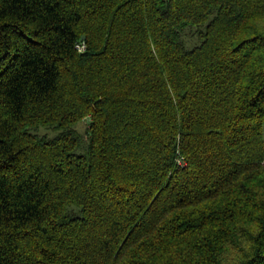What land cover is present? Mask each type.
Wrapping results in <instances>:
<instances>
[{
	"label": "trees",
	"instance_id": "1",
	"mask_svg": "<svg viewBox=\"0 0 264 264\" xmlns=\"http://www.w3.org/2000/svg\"><path fill=\"white\" fill-rule=\"evenodd\" d=\"M263 160L264 0H0V264H264Z\"/></svg>",
	"mask_w": 264,
	"mask_h": 264
},
{
	"label": "rangeland",
	"instance_id": "2",
	"mask_svg": "<svg viewBox=\"0 0 264 264\" xmlns=\"http://www.w3.org/2000/svg\"><path fill=\"white\" fill-rule=\"evenodd\" d=\"M88 124H89V119H85V120L80 121L75 127L78 130V132L84 135L88 128ZM37 133L41 136L45 135L48 137H53L56 134V132L53 129L47 128V127L39 128L37 130Z\"/></svg>",
	"mask_w": 264,
	"mask_h": 264
},
{
	"label": "built area",
	"instance_id": "3",
	"mask_svg": "<svg viewBox=\"0 0 264 264\" xmlns=\"http://www.w3.org/2000/svg\"><path fill=\"white\" fill-rule=\"evenodd\" d=\"M77 48L79 49V51H84L85 50V45L81 44ZM262 164L264 165V160H263Z\"/></svg>",
	"mask_w": 264,
	"mask_h": 264
},
{
	"label": "water",
	"instance_id": "4",
	"mask_svg": "<svg viewBox=\"0 0 264 264\" xmlns=\"http://www.w3.org/2000/svg\"><path fill=\"white\" fill-rule=\"evenodd\" d=\"M85 39V37H83V40Z\"/></svg>",
	"mask_w": 264,
	"mask_h": 264
}]
</instances>
